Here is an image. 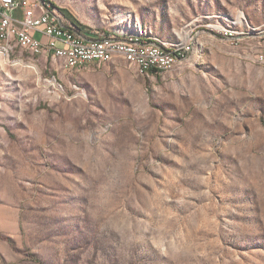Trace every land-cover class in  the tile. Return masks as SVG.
<instances>
[{"label": "rangeland", "instance_id": "obj_1", "mask_svg": "<svg viewBox=\"0 0 264 264\" xmlns=\"http://www.w3.org/2000/svg\"><path fill=\"white\" fill-rule=\"evenodd\" d=\"M32 1L189 48L0 53V264H264V0Z\"/></svg>", "mask_w": 264, "mask_h": 264}, {"label": "built area", "instance_id": "obj_2", "mask_svg": "<svg viewBox=\"0 0 264 264\" xmlns=\"http://www.w3.org/2000/svg\"><path fill=\"white\" fill-rule=\"evenodd\" d=\"M11 3V10L0 9V25H6L7 33L10 27H17V35L20 44H28L32 47H41L47 50V57L58 56L63 49H71V57L65 58L68 64L78 52L100 50L106 40H116L118 50L131 51L134 55L145 58L146 69H158L164 65V60L183 55L189 46L182 45V49H166L159 44H151L148 41H139L136 38H117L112 34L97 32L96 35L87 34L76 22H69L59 9L50 4L32 0H24V7H15V0H7ZM23 9V17L15 16L17 9ZM40 32L46 40L38 38L35 33ZM149 43L151 51L135 52L127 50V43Z\"/></svg>", "mask_w": 264, "mask_h": 264}, {"label": "bare ground", "instance_id": "obj_3", "mask_svg": "<svg viewBox=\"0 0 264 264\" xmlns=\"http://www.w3.org/2000/svg\"><path fill=\"white\" fill-rule=\"evenodd\" d=\"M19 5H20V0H15V7ZM0 9L11 10V3L7 0H0ZM129 38H136L139 41H145L139 37H129ZM150 43L158 44L156 42H150ZM151 44L141 43V42L127 43V50H134L135 52L151 51ZM13 45L19 46L33 55H39L43 53L47 54V50L41 47H32L31 45L28 44H20V37L17 35V27H10V33H7L6 25H0V53L8 51L10 48H12ZM160 46L166 48L162 45ZM115 48H116V40H106L104 41L103 46H101V52L100 50L78 52L74 56V59L70 62V65L78 66L88 61L107 62L111 60L114 55H120L125 59H127L130 63L137 65L142 73L149 75L151 73L159 74L172 68L173 65L175 64L176 58L180 56L179 55L172 57L170 60H164V65L161 68L146 69L145 58L136 56L131 51L118 50ZM54 57L61 58L64 60L65 58H70L71 49H63L61 50V53H58V56H54Z\"/></svg>", "mask_w": 264, "mask_h": 264}, {"label": "crops", "instance_id": "obj_4", "mask_svg": "<svg viewBox=\"0 0 264 264\" xmlns=\"http://www.w3.org/2000/svg\"><path fill=\"white\" fill-rule=\"evenodd\" d=\"M17 7H24V5H21V4H20V5L17 6ZM15 16L18 17V18H22V17H23V9H22V8L17 9V10L15 11ZM87 34H88V33H87ZM35 35H36L38 38L42 39V40H46V37H45L42 33H40V32L35 33ZM57 59H61V58H57Z\"/></svg>", "mask_w": 264, "mask_h": 264}, {"label": "trees", "instance_id": "obj_5", "mask_svg": "<svg viewBox=\"0 0 264 264\" xmlns=\"http://www.w3.org/2000/svg\"><path fill=\"white\" fill-rule=\"evenodd\" d=\"M74 21V20H73ZM75 22V21H74Z\"/></svg>", "mask_w": 264, "mask_h": 264}]
</instances>
